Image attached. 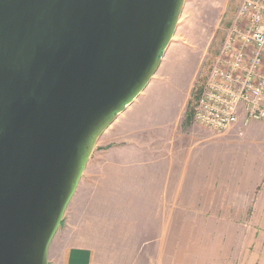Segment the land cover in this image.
<instances>
[{
	"label": "water",
	"instance_id": "95a60500",
	"mask_svg": "<svg viewBox=\"0 0 264 264\" xmlns=\"http://www.w3.org/2000/svg\"><path fill=\"white\" fill-rule=\"evenodd\" d=\"M185 2L0 0V264H49L100 138L157 73Z\"/></svg>",
	"mask_w": 264,
	"mask_h": 264
},
{
	"label": "rangeland",
	"instance_id": "374dc122",
	"mask_svg": "<svg viewBox=\"0 0 264 264\" xmlns=\"http://www.w3.org/2000/svg\"><path fill=\"white\" fill-rule=\"evenodd\" d=\"M242 2L186 0L172 43L157 73L138 99L100 138L64 216L65 224L84 225L94 222L98 213L99 219L105 222L104 234L110 238L113 233L139 232L147 225L144 222L159 216V208L147 206L153 194L145 190L159 186L160 178L149 175L151 171L146 169L141 157L129 162L126 153L124 167L128 169L130 163L129 167L136 172L130 177H117L118 171L112 164L116 156L121 158L122 155L113 147L120 142L119 138L134 133V136H143L139 126L128 121L129 113L144 105L155 104L160 109L165 105L157 96L176 87L182 93L171 104L174 112L181 111L188 101L184 124H177L176 136H196L203 143H230L216 150L220 153L217 155L220 165L216 170L217 186L222 183L225 192L216 193L215 208L209 209L210 213L214 211V222L209 219V224L189 226L192 233L181 232L179 240L168 242L166 258L159 256V241H89L94 249L103 252L107 264H264V208L255 203L259 197L264 200V121L240 123L221 134L193 121L202 88ZM159 124L152 123L153 140L163 135L162 124ZM130 158L137 159L132 155ZM131 189H136L135 194L127 192ZM132 195L136 197L133 208L117 207L121 201L127 205ZM102 205L106 208L99 209ZM189 213L184 212L186 219L195 218V214ZM146 248L150 250L145 251Z\"/></svg>",
	"mask_w": 264,
	"mask_h": 264
},
{
	"label": "crops",
	"instance_id": "0c3cea01",
	"mask_svg": "<svg viewBox=\"0 0 264 264\" xmlns=\"http://www.w3.org/2000/svg\"><path fill=\"white\" fill-rule=\"evenodd\" d=\"M181 93L182 90L176 87L171 90H164L157 97L158 101L163 102L165 106L157 109L158 106L155 104L144 105L134 113H129L128 121L137 124L143 136H134V133V135L119 138L120 142L113 147L114 150L120 151L118 155H122L121 158L116 156V160L112 164L116 168L115 171H118L117 177L125 175L130 177L136 172L129 167L130 163L128 169L124 167L126 162L123 155L126 153L129 162L140 160L141 157L145 161L146 169L151 171L149 175L160 178L161 184L159 186L145 190V193L153 194L151 198H148L149 201L145 200L149 202L147 206L159 208V216L151 218L148 223L144 222L143 224H147V227L144 226L139 232L113 233L111 238L105 236V222L99 219L98 213H96L97 219L94 222H88L84 225L65 224L63 219L49 249V264H107L103 252L94 249L89 244L91 240L159 241V256L166 258L169 241L179 240L178 235L181 232L192 233L193 229L190 231L189 226L205 224L206 222L209 224V219L214 222V211L210 213L209 209L215 208L216 193L225 192L222 183L217 186L216 170L220 166L217 163V161L219 162L217 155L220 153L216 150L218 146L222 147L230 143L216 141L203 143L204 141L196 136H176L177 124L180 126L184 124L183 119L188 101L179 112H174L171 104L178 100L177 98ZM157 110L162 111L158 112ZM155 121L162 124L163 128V135L160 136L159 140H153L151 135L152 123ZM147 133L149 139L146 140L145 135ZM153 145L154 147H152ZM130 155L137 157V159H131ZM145 175L148 174L145 173ZM127 192L135 194L136 189ZM130 198L131 201H126L127 205L125 201H121L117 207L133 208L132 203L136 197L132 195ZM260 199L261 197L255 201L256 206L264 208V200ZM98 208L106 207L102 205ZM185 211L192 215L195 214V218L186 219L184 217Z\"/></svg>",
	"mask_w": 264,
	"mask_h": 264
},
{
	"label": "built area",
	"instance_id": "2783aa9c",
	"mask_svg": "<svg viewBox=\"0 0 264 264\" xmlns=\"http://www.w3.org/2000/svg\"><path fill=\"white\" fill-rule=\"evenodd\" d=\"M195 124L216 134L264 121V0H243L196 104Z\"/></svg>",
	"mask_w": 264,
	"mask_h": 264
}]
</instances>
